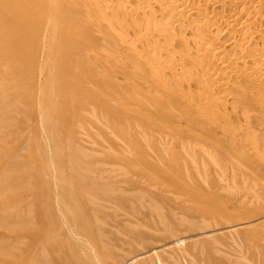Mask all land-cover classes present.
I'll return each mask as SVG.
<instances>
[{
	"label": "rangeland",
	"instance_id": "1",
	"mask_svg": "<svg viewBox=\"0 0 264 264\" xmlns=\"http://www.w3.org/2000/svg\"><path fill=\"white\" fill-rule=\"evenodd\" d=\"M11 9L0 8V264H264V168L219 132L120 107L144 74L57 57L58 14L45 44L21 47ZM114 28L146 55L136 31Z\"/></svg>",
	"mask_w": 264,
	"mask_h": 264
},
{
	"label": "bare ground",
	"instance_id": "2",
	"mask_svg": "<svg viewBox=\"0 0 264 264\" xmlns=\"http://www.w3.org/2000/svg\"><path fill=\"white\" fill-rule=\"evenodd\" d=\"M186 1L0 0V8H12V33L21 47L41 44L43 25H49L46 18L58 14L52 22L53 28L62 26L57 57L88 68L100 64L108 72L114 66L120 74H149L136 88L135 103L122 92L116 94L120 107L142 105L211 135L219 132L220 142L233 143L234 147L225 145L229 153L237 149L236 156L264 168V0H203V5ZM117 24L137 32L136 42L147 45L146 55L135 56L124 47V37L112 30ZM11 63L17 66L14 60ZM121 112L122 121H132L130 114ZM153 127L154 133L175 138L164 126Z\"/></svg>",
	"mask_w": 264,
	"mask_h": 264
}]
</instances>
